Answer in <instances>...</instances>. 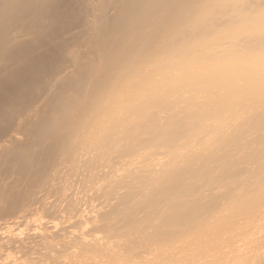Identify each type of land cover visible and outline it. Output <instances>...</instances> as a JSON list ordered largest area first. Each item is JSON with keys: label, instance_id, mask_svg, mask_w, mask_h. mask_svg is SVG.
Returning a JSON list of instances; mask_svg holds the SVG:
<instances>
[{"label": "bare ground", "instance_id": "obj_1", "mask_svg": "<svg viewBox=\"0 0 264 264\" xmlns=\"http://www.w3.org/2000/svg\"><path fill=\"white\" fill-rule=\"evenodd\" d=\"M0 264H264V0H0Z\"/></svg>", "mask_w": 264, "mask_h": 264}]
</instances>
